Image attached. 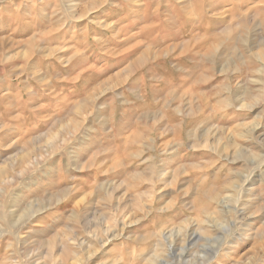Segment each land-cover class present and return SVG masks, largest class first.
<instances>
[{"label": "rangeland", "instance_id": "rangeland-1", "mask_svg": "<svg viewBox=\"0 0 264 264\" xmlns=\"http://www.w3.org/2000/svg\"><path fill=\"white\" fill-rule=\"evenodd\" d=\"M263 71L264 0H0V264H264Z\"/></svg>", "mask_w": 264, "mask_h": 264}, {"label": "bare ground", "instance_id": "bare-ground-1", "mask_svg": "<svg viewBox=\"0 0 264 264\" xmlns=\"http://www.w3.org/2000/svg\"><path fill=\"white\" fill-rule=\"evenodd\" d=\"M3 1V0H2ZM67 6V5H66ZM70 6V5H69ZM73 8V7H72ZM76 18V17H75ZM109 25V24H108ZM229 30V29H228ZM29 44V43H28ZM27 44V45H28ZM32 45V44H31ZM35 45V44H34ZM37 46V45H36ZM26 48H27V46H26ZM30 49V48H29ZM35 49V48H34ZM24 50V49H23ZM22 50V51H23ZM52 50V49H51ZM49 51V50H48ZM56 53V52H55ZM17 54V53H16ZM25 54V53H24ZM43 54V53H42ZM52 54V53H51ZM54 54V53H53ZM259 54V53H258ZM18 55V54H17ZM20 55V54H19ZM256 55V54H255ZM20 57V56H19ZM49 57V56H48ZM208 57V56H207ZM260 57V56H259ZM263 57V56H262ZM21 58V57H20ZM50 58V57H49ZM53 58V57H52ZM57 59H58V57H57ZM69 59V58H68ZM27 60V59H26ZM71 60V59H70ZM29 61V60H28ZM61 61H62V59H61ZM247 61V60H246ZM241 67V66H240ZM224 68V67H223ZM222 68V69H223ZM226 69V68H225ZM234 70V69H233ZM228 71V70H227ZM259 71H260V69H259ZM219 72V71H218ZM264 72V71H263ZM233 73V72H232ZM256 74V73H255ZM262 74V73H261ZM19 77V76H18ZM239 85V84H238ZM228 88V87H227ZM249 90V89H248ZM249 93V92H248ZM251 94V93H250ZM248 95V94H247ZM250 97H252V95L250 96ZM260 99V98H259ZM230 100V99H229ZM245 100V99H244ZM248 100V99H247ZM243 102V101H242ZM251 103V102H250ZM225 105V104H224ZM246 107V106H245ZM229 108H230V106H229ZM180 109V108H179ZM176 110V109H175ZM177 111V110H176ZM254 112V111H253ZM179 113V112H178ZM188 113V112H187ZM186 113V114H187ZM190 113V112H189ZM193 113V112H192ZM180 114V113H179ZM256 118V117H255ZM257 119V118H256ZM254 123V122H253ZM182 124V123H181ZM247 124V123H246ZM259 124V123H258ZM243 125V124H242ZM253 125V124H252ZM245 126V125H244ZM255 126V125H254ZM264 126V125H263ZM247 127H250L251 128V125H248ZM253 128V127H252ZM251 130V129H250ZM236 131H237V129H236ZM245 132V131H244ZM246 135V133L244 134V136ZM247 135H248V133H247ZM258 135V134H257ZM263 135V134H262ZM229 136V135H228ZM219 138V137H218ZM237 138V137H236ZM239 138V137H238ZM241 138V137H240ZM254 138V137H253ZM257 139V138H256ZM232 140V139H231ZM218 141V140H217ZM215 142V141H214ZM261 142V141H260ZM233 143H235V142H233ZM263 143V142H262ZM264 144V143H263ZM259 145V144H258ZM225 146V145H224ZM228 146V145H227ZM212 147V146H211ZM235 147L237 148V150L235 151V155L236 156H239V155H242V153H243V150H241V149H239V145L237 144V143H235ZM241 147V146H240ZM248 148V147H247ZM221 149V148H220ZM226 149V148H225ZM223 150V151H225L226 152V150ZM230 149V148H229ZM228 149V150H229ZM258 149V148H257ZM249 150V149H248ZM164 152V151H163ZM246 152V151H245ZM252 152V151H251ZM249 153V152H248ZM257 155V154H256ZM263 155V154H262ZM220 156V155H219ZM251 157V156H250ZM253 157V156H252ZM262 157V156H261ZM234 159V158H233ZM231 161V160H230ZM252 161V160H251ZM255 161V160H254ZM243 162V161H242ZM256 164V163H255ZM245 165H246V163H245ZM261 165V164H260ZM259 166V165H258ZM261 169V168H260ZM227 170V169H226ZM256 171V170H255ZM254 173V172H253ZM264 173V172H263ZM235 181V180H234ZM158 183V182H157ZM170 184V183H169ZM158 185V184H157ZM240 186V185H239ZM233 188V187H232ZM158 189V188H157ZM158 190H160V189H158ZM198 191H199V189H198ZM197 191V192H198ZM202 191V190H201ZM225 191V190H224ZM228 191V190H227ZM229 192H230V190H229ZM207 193V192H206ZM189 194V193H188ZM231 194V193H230ZM239 195V194H238ZM107 196V195H106ZM233 196V195H232ZM231 196V197H232ZM242 196V195H241ZM89 197V196H88ZM109 197V196H108ZM230 197V198H231ZM214 198H217V196L216 197H214ZM225 198H227V197H225ZM229 198V199H230ZM233 198V197H232ZM118 200V199H117ZM116 200V201H117ZM199 200V199H198ZM239 200V199H238ZM86 201V200H85ZM171 201H174V200H171ZM222 202V201H221ZM228 202V201H227ZM232 202V201H231ZM76 203V202H75ZM235 203V202H234ZM169 204V203H168ZM172 204V203H171ZM205 204V203H204ZM79 205V204H78ZM82 205V204H81ZM231 205V204H230ZM233 205V204H232ZM235 205V204H234ZM261 205V204H260ZM85 206V205H84ZM169 206V205H168ZM174 206V205H173ZM162 207H164V206H162ZM166 207V206H165ZM164 207V208H165ZM225 207V206H224ZM231 207V206H230ZM78 208V207H77ZM79 209V208H78ZM74 210L76 211V209H75V207H74ZM152 210V209H151ZM165 210V209H164ZM228 210V209H227ZM227 210H225V211H227ZM234 210V209H233ZM238 210V209H237ZM260 210V209H259ZM78 211V210H77ZM229 211V210H228ZM235 211V210H234ZM38 212V210L37 211H35L34 209H33V207H31V208H29V209H27L24 213H23V216H29V217H31V216H33V215H35L36 213ZM221 212H223V211H221ZM255 213V212H254ZM226 214H228V213H226ZM234 214V213H233ZM232 214V215H233ZM221 215H223V214H221ZM237 215V214H236ZM136 216V215H135ZM218 216V215H217ZM224 216V215H223ZM234 216H235V214H234ZM142 217V216H141ZM199 217V216H198ZM229 217V216H228ZM231 217V216H230ZM250 217V216H249ZM249 217H247V219L249 218ZM225 218V217H224ZM192 219V218H191ZM190 219V220H191ZM207 219V218H206ZM218 219H220L219 217H218ZM216 220V219H215ZM231 220V219H230ZM229 220V221H230ZM219 221V220H218ZM192 222V221H191ZM207 222V221H206ZM161 223V222H160ZM211 223V222H210ZM219 223V222H218ZM164 224V223H163ZM163 224H161V225H163ZM122 225V224H121ZM173 225V224H172ZM209 225V224H208ZM184 226V225H183ZM183 226L182 227H180L179 229H177L178 231L175 233V231H172V232H170L169 233V235H168V238L170 237V236H173V235H175V234H181L182 233V231H183ZM121 227V226H120ZM173 228V227H172ZM175 228H176V226H175ZM188 228V227H187ZM195 228V227H194ZM216 228V227H215ZM224 228V227H223ZM129 229V228H128ZM171 229V228H170ZM125 230H126V228H125ZM215 230V229H214ZM220 230V229H219ZM97 232V231H96ZM160 232V231H159ZM162 232V231H161ZM121 233V232H120ZM120 233H119V231L117 230V229H115L114 230V232H113V234H112V238L113 239H117V238H119L120 237ZM168 233V232H167ZM196 233V232H195ZM200 233V232H199ZM198 233V234H199ZM17 234H19V233H17ZM103 234V233H102ZM164 234V233H163ZM208 234V233H207ZM16 235V234H15ZM107 235V234H106ZM109 235V234H108ZM204 235H206V234H204ZM97 236H99V235H97ZM102 236V235H101ZM209 236H210V234H209ZM17 237V236H16ZM123 237V236H122ZM161 237V236H160ZM201 237V236H200ZM20 238V237H19ZM111 238V237H110ZM181 239V238H180ZM207 239H208V237H207ZM201 241V240H200ZM104 242V241H103ZM109 243V242H108ZM107 243V244H108ZM176 243V242H175ZM149 244V243H148ZM94 246H96V245H94ZM176 246V245H175ZM90 247H92V246H90ZM98 247V246H97ZM155 247V246H154ZM164 247V246H163ZM189 247H191V246H189ZM226 247V246H225ZM88 248V247H87ZM157 248V247H156ZM188 248V247H187ZM192 248V247H191ZM183 249V248H182ZM181 249V250H182ZM189 249V248H188ZM187 249V250H188ZM219 249V248H218ZM222 249V248H221ZM224 249V248H223ZM153 250V249H152ZM151 250V251H152ZM174 250V249H173ZM177 250V249H176ZM192 250V249H191ZM214 250V249H213ZM150 251V252H151ZM163 251V250H162ZM218 251V250H217ZM166 252V251H165ZM178 252V251H177ZM184 252V251H183ZM203 252V251H202ZM145 253V252H144ZM164 253V252H163ZM211 253V252H210ZM209 253V254H210ZM218 253V252H217ZM224 253V252H223ZM166 254V253H165ZM216 254V253H215ZM227 254V253H226ZM138 254H136V256H137ZM149 255V254H148ZM172 255V254H171ZM139 256V255H138ZM162 256V253H161V250L160 251H158V252H156V254H155V256H154V258H155V261L156 262H158V259L160 258ZM170 256V255H169ZM198 256V255H197ZM216 256V255H215ZM214 256V257H215ZM99 257V256H98ZM208 257H209V255H208ZM213 257V256H212ZM218 257V256H217ZM53 258V257H52ZM136 258V257H135ZM139 259V258H138ZM211 259H213V258H211ZM140 260V259H139ZM167 260V259H166ZM171 260V259H170ZM214 260V259H213ZM150 261H153V258L150 260ZM209 261V260H208ZM167 262V261H166ZM179 262V261H178ZM202 262V261H201ZM210 262V261H209ZM151 263V262H150ZM153 263H154V261H153ZM99 264V263H98ZM102 264V263H101ZM166 264V263H165ZM168 264V263H167ZM180 264V263H179ZM183 264V263H182ZM202 264H206V263H202Z\"/></svg>", "mask_w": 264, "mask_h": 264}]
</instances>
